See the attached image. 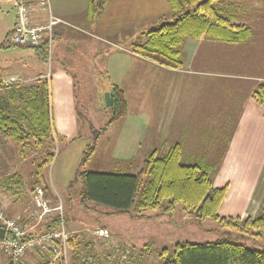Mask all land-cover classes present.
<instances>
[{
	"label": "crops",
	"instance_id": "0c3cea01",
	"mask_svg": "<svg viewBox=\"0 0 264 264\" xmlns=\"http://www.w3.org/2000/svg\"><path fill=\"white\" fill-rule=\"evenodd\" d=\"M253 3L264 6V0ZM30 5L37 25H46L51 15L65 22L54 28L51 59L42 58L44 48H33V68L7 64L0 81L48 80L57 137L69 141L78 137L77 85L88 83L91 68L106 67L108 84L123 91L128 106V114L117 120L121 131L115 158L134 160L135 173L151 153L164 155L180 145L184 162L212 166L214 187H227L220 216L254 219L264 199V107L253 94L264 84V76L256 71L259 57L244 46L255 44L264 31L238 45L187 38L181 48L183 68L168 69L131 50L134 42L146 40L144 35L162 18H170L165 0H109L104 12L91 21L89 0H30ZM106 14L109 21L103 24ZM236 21L246 22L240 14ZM15 22V10L0 0V33L5 30V38ZM104 43L115 47L107 57ZM20 195L0 188V208L29 233H38L49 219L41 225L32 215L34 189L25 209L17 206ZM113 242L120 241L114 238ZM26 259L36 264L40 256Z\"/></svg>",
	"mask_w": 264,
	"mask_h": 264
},
{
	"label": "trees",
	"instance_id": "16d2710c",
	"mask_svg": "<svg viewBox=\"0 0 264 264\" xmlns=\"http://www.w3.org/2000/svg\"><path fill=\"white\" fill-rule=\"evenodd\" d=\"M108 1L89 0L90 21L104 12ZM167 2L171 9L170 18H162L156 28L148 31L144 35L145 42H134L131 46L134 54L162 67L183 68L181 48L187 38L238 45L248 42L253 36L249 26L236 21V0ZM42 48V58L47 60L46 45ZM111 93L114 94V103L110 107L113 117L104 128L96 131L93 145L87 149L75 173V181L81 184L80 202L84 206L93 202L110 207L113 211L109 215L127 214L138 218H151L144 214L147 211H160L156 216L173 217L177 206L182 204L183 210L190 218L194 217L200 222L215 220L222 228L235 232L237 240L259 243L264 237V199L254 219L221 217L219 213L226 199L227 187H214L212 166L205 163L186 164L182 160L180 145L173 146L164 155L151 153L135 173L132 170L137 164L132 161H119L123 167L129 168L130 172H91L87 169V164L96 152L97 143L107 127L128 114L123 91L112 85ZM253 97L264 107V84L258 86ZM0 137L16 143L21 155L34 148L44 151L46 157L37 166L36 175L39 183H45L44 172L54 160L52 145L56 137L48 80H39L30 85L14 82L6 84L0 81ZM37 185L36 187H41ZM23 186V177L17 172L0 177V188L12 195H20ZM64 218L67 223L66 212ZM59 220L58 216L53 218L38 233L58 228ZM35 234L37 233L31 235ZM84 250L74 249L70 264H82ZM29 255H39L40 260H44L41 264H49L50 259L46 260L47 256L37 253L27 254L25 258L13 264H28L26 257ZM8 260L12 261L10 257ZM133 261L136 262L135 259ZM163 264H264V250L250 249L246 244L228 239L201 244L183 243L176 244L173 256Z\"/></svg>",
	"mask_w": 264,
	"mask_h": 264
},
{
	"label": "rangeland",
	"instance_id": "374dc122",
	"mask_svg": "<svg viewBox=\"0 0 264 264\" xmlns=\"http://www.w3.org/2000/svg\"><path fill=\"white\" fill-rule=\"evenodd\" d=\"M165 1L167 2V0ZM253 1L256 3V0H236L238 3L236 6L241 8L236 10V13L240 14L242 20L246 21L240 22L252 28L253 36L251 39L264 31V6H258L259 3L256 5ZM109 16L110 14H106L101 23L104 24L105 21H109ZM257 21H260L259 24H256ZM257 25H260V28ZM4 31L2 30L0 33V66L2 68H0V72L4 70L7 64L10 67L26 64L30 71L35 61L33 60L34 50L11 46L8 39L2 35ZM244 47H246L245 49L248 48V52L259 57L257 60L259 66L256 71L264 76V36L257 39L255 44L252 43ZM110 49H115L114 45L104 43L103 54L105 57L109 55ZM101 54H99V58ZM49 63L46 73L50 68ZM95 65L97 64L95 63ZM90 70L93 73L91 77L87 78L88 83L77 85L76 103L78 104V120L81 126L78 137L73 141L60 136L54 137L52 145L54 160L44 172L45 183H39L36 175L37 166L45 160L44 151L34 148L21 155L20 148L16 143L0 137V177L17 172L24 180L17 206L23 209L28 206L29 196L38 184L37 186L44 188L49 206L55 208L61 204L64 214L67 213L66 226L72 237L67 248L69 263L76 248L80 251L85 248L83 251L85 255L89 254L88 256H95L96 258L109 255L117 244L128 249L135 256L137 264H163L173 256L176 244L183 243L201 244L228 239L232 242L246 244L250 249L264 250V237L257 244L242 239L237 240L235 232L222 228L215 220L200 222L194 217L190 218L183 210L182 204L177 206L173 217L156 216L160 211H147L144 214L151 218H138L127 214L109 215L113 211L110 207L93 202L84 206L80 202L81 184L75 181L76 170L87 149L93 145L96 131L104 128L113 117V111L106 106L105 99L107 91L111 89V85L107 82V69L97 66ZM14 83L32 84H26L25 81L23 83L19 79ZM118 123L120 122L115 121L108 126L106 132L99 139L96 152L87 164L89 171L130 172L129 168L123 167L119 163V159L115 158L116 142L121 131L119 128L121 125L118 126ZM121 161L125 162L126 160ZM57 213L49 214L47 217L49 220L46 221L49 222L57 217ZM46 221H42L41 225L47 223ZM100 228L106 229L110 237L104 238L93 235L92 231ZM114 238L119 239L120 242L114 243ZM85 245L87 247H84ZM47 259H50L49 263L51 262V264H61L60 258L55 262H52L51 258ZM42 261L36 260L35 263L41 264ZM0 263L9 264L8 257L1 253Z\"/></svg>",
	"mask_w": 264,
	"mask_h": 264
},
{
	"label": "built area",
	"instance_id": "2783aa9c",
	"mask_svg": "<svg viewBox=\"0 0 264 264\" xmlns=\"http://www.w3.org/2000/svg\"><path fill=\"white\" fill-rule=\"evenodd\" d=\"M12 6L16 13V22L13 31L8 36V41L16 47L40 48L46 45L48 60L52 54V40L54 28L65 23L61 19L50 16L46 25H37L32 20L30 0H5ZM47 1H44V4ZM35 208L32 215L38 222L47 219L52 212H58L60 225L58 228L35 235L29 232L20 224L17 219L11 218L0 208V228L4 229V237H0V253L10 257L13 263H17L27 254L37 253L51 258L55 262L59 258L61 264H70L67 258L68 243L71 241V232L68 231L63 207L60 204L51 208L41 187L34 190ZM93 235L109 238L110 234L106 229H95ZM134 255L128 249L117 244L107 256L97 257L84 255L82 264H137L134 262ZM51 264V262L49 263Z\"/></svg>",
	"mask_w": 264,
	"mask_h": 264
},
{
	"label": "water",
	"instance_id": "95a60500",
	"mask_svg": "<svg viewBox=\"0 0 264 264\" xmlns=\"http://www.w3.org/2000/svg\"><path fill=\"white\" fill-rule=\"evenodd\" d=\"M106 106L112 107L114 103V94L113 93H107L106 94ZM0 237H4V229L0 228ZM9 264H13V261H10Z\"/></svg>",
	"mask_w": 264,
	"mask_h": 264
}]
</instances>
